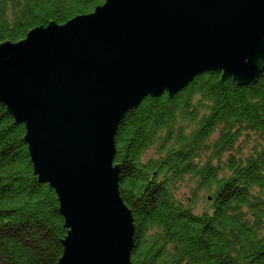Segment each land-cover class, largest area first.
Listing matches in <instances>:
<instances>
[{
	"label": "water",
	"instance_id": "obj_1",
	"mask_svg": "<svg viewBox=\"0 0 264 264\" xmlns=\"http://www.w3.org/2000/svg\"><path fill=\"white\" fill-rule=\"evenodd\" d=\"M263 66L264 0H105L0 44V103L24 124L33 174L67 229L58 264H132L113 165L127 111L206 71L243 85Z\"/></svg>",
	"mask_w": 264,
	"mask_h": 264
},
{
	"label": "trees",
	"instance_id": "obj_2",
	"mask_svg": "<svg viewBox=\"0 0 264 264\" xmlns=\"http://www.w3.org/2000/svg\"><path fill=\"white\" fill-rule=\"evenodd\" d=\"M104 2L0 0V44ZM221 74L146 96L118 124L113 165L132 264H264V66L243 85L220 84ZM13 122L0 103V264H58L67 229L57 196L36 180L25 126Z\"/></svg>",
	"mask_w": 264,
	"mask_h": 264
},
{
	"label": "rangeland",
	"instance_id": "obj_3",
	"mask_svg": "<svg viewBox=\"0 0 264 264\" xmlns=\"http://www.w3.org/2000/svg\"><path fill=\"white\" fill-rule=\"evenodd\" d=\"M183 191H184V190L182 189V193H183ZM182 193H181V195H182ZM201 207H202V205H201V203H199V204H198V207H197V209H196L195 212L198 213V212L201 210Z\"/></svg>",
	"mask_w": 264,
	"mask_h": 264
}]
</instances>
